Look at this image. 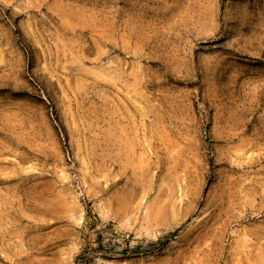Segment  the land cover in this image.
Wrapping results in <instances>:
<instances>
[{
    "label": "rangeland",
    "instance_id": "rangeland-1",
    "mask_svg": "<svg viewBox=\"0 0 264 264\" xmlns=\"http://www.w3.org/2000/svg\"><path fill=\"white\" fill-rule=\"evenodd\" d=\"M0 264H264V0H0Z\"/></svg>",
    "mask_w": 264,
    "mask_h": 264
}]
</instances>
